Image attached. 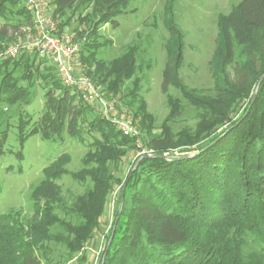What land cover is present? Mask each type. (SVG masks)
I'll return each instance as SVG.
<instances>
[{"label": "trees", "instance_id": "16d2710c", "mask_svg": "<svg viewBox=\"0 0 264 264\" xmlns=\"http://www.w3.org/2000/svg\"><path fill=\"white\" fill-rule=\"evenodd\" d=\"M128 3L129 0H93L91 14L79 22L82 30H72L76 37L85 39L81 60L86 63L89 78L95 64L91 50L98 43V27L103 23L117 25L116 18ZM7 4L14 8L20 5L18 15L23 10L27 13L20 0H0V17H8V9L3 7ZM54 4V15L59 17L73 8L76 0H54ZM171 10L169 7V14ZM28 17H24L26 22ZM165 24L173 41L172 47L166 49L162 89L172 86L189 97L177 77L183 59L182 34L171 17ZM231 43L243 50L248 72L254 75L253 83L260 91L264 86V0H240L227 16H219L221 70L231 62ZM136 51L137 48L128 47L108 68L96 65L94 73L98 76L92 80L122 108H127V98L134 99L132 104L137 100V111L127 113L131 123L138 124L137 136L118 131L109 120L81 102L75 89L63 87L55 67L47 60L25 53L17 60L0 62V93L6 95L0 104L11 97L10 103L22 100L29 105L31 89L39 85L44 90V111L27 136L37 134L42 140H54L66 132L83 142L79 125L86 121L90 133L100 137L93 136L81 169L72 175L80 182H90L82 195L71 203L60 196L53 181L64 173V165L69 162L61 157L43 170L44 180L32 190L35 213L30 220L0 214V264H40L41 254L48 253L51 245L64 246L71 255L80 252L102 231L109 196L120 185L121 190L124 188L123 207L119 214L120 190L109 232L111 235L114 230L113 235L106 236L110 243L108 249L107 242L103 247L99 264L102 259L103 264H264V102H259L257 96L253 105L217 134L219 125L228 119L225 114L219 121L211 118L207 128L199 126L191 139L180 136L175 140L177 136L164 124L159 136H152V118L144 113V103L137 94L139 81H133L132 92L125 94L121 90L137 71L149 67ZM10 62L16 67L24 63L25 81L32 78L27 86H19L7 73ZM46 70L54 78L45 77ZM234 91L239 92L236 86ZM168 103L166 121L179 116L173 108L175 103L171 99ZM118 106L116 113L120 116ZM23 117L19 122L25 127L17 128L20 142L25 141L22 133L28 126V119ZM135 149L151 154L137 157L135 164L142 158L138 166L122 180L115 173L129 151ZM250 237L261 254L243 253ZM85 261L83 256L84 264Z\"/></svg>", "mask_w": 264, "mask_h": 264}, {"label": "rangeland", "instance_id": "374dc122", "mask_svg": "<svg viewBox=\"0 0 264 264\" xmlns=\"http://www.w3.org/2000/svg\"><path fill=\"white\" fill-rule=\"evenodd\" d=\"M239 1L129 0L128 6L116 18L117 25L103 23L98 27V43L91 50L95 64L91 69L90 78L86 75V63L82 62L80 52L78 60L84 75L100 88L105 97L116 102V99L108 94L104 87L92 80L98 76L94 73L96 65L100 64L108 68V64L119 58L128 47L137 48V54L138 52L142 54L149 67L137 71L132 78L124 82L121 90L125 94L127 91L130 93L134 89L133 81L135 79L139 81L137 94L144 103V113L152 118V136H159L160 126L164 124L166 130L177 136L175 140H178L180 136L191 139L199 126L207 128L211 118L213 121H219L225 114L228 119L224 120L223 125H219L217 134L239 118L250 104L253 105L257 96L260 99L259 102H264V86L260 91L257 89L254 96L257 88L253 83L255 77L248 72L247 57L241 48L231 43L233 53L231 62L223 70L220 68L218 18L227 16ZM92 2L93 0H76L74 7L65 10L59 17L54 15L56 9L54 0H49L48 4L52 19L59 22V32L72 33L76 41L82 42L81 49L85 39L76 37L72 30L76 28L78 32L82 30L83 27L79 22L91 14ZM5 6L8 9L5 11L8 17H0V62L9 59L17 60L19 56L25 54L26 52H20L13 58L5 56L10 48L28 42L33 33L31 19L28 22L24 19L25 16L30 17L24 5L28 14L23 10L22 15L17 14L20 5L16 8L8 4L3 7ZM169 7L172 8L170 14ZM169 17L182 34L183 59L177 77L189 97L172 86H168L165 91L162 89V73L167 61L166 49L169 46L172 47L173 41L165 24ZM65 22L68 23L67 26L62 27L61 24ZM10 24L17 28H12ZM87 56L88 54L85 53L84 57ZM23 65L24 63L16 67L10 62L7 66V73L17 80L19 86H27L32 81V78L28 83L25 81L27 70L23 68ZM77 67L79 68L78 65ZM43 72L49 80L54 78L48 70ZM35 79L34 82H36ZM219 86L224 88L219 89ZM235 86L239 91L237 93L234 91ZM31 92L29 105H25L22 100L10 103L11 97L0 104V214L18 215L24 220H30L35 213L30 196L32 190L44 180L43 170L61 157L68 158L69 162L64 165V173L53 181L60 190V196L71 203L76 196L84 193L91 185L90 182H80L72 175L81 169V160L87 153L89 145L93 143V136L100 138L98 134L90 133L86 121L79 125L83 142L69 136L66 132L54 140H42L37 134L27 136L28 130L40 121L44 111L42 98L44 90L39 85H35ZM4 96H6L5 93H0V101ZM168 99L175 103L173 108L179 111V116L166 121L170 111ZM132 100L134 99L131 97L125 100L129 109L118 106L116 102V107H120L121 115L128 116V112L137 111L139 108L136 104L137 100L135 104L131 103ZM22 116L24 120L28 119V126L22 133L26 135L25 141L20 142L17 128L24 126L19 122ZM132 124L138 131V124ZM208 139H205V142ZM138 146L140 147L141 144L138 143ZM146 154L151 153L144 149L129 151L115 174L124 180L129 172L131 174L137 157ZM120 188L117 187L109 196L104 225L99 234L88 241L80 252L72 255L68 254L70 252L64 246L51 245L48 248L50 255L42 253L40 264H84L83 256L86 257L85 264H99L103 247L107 242L106 236L110 235L109 232L113 226V214L118 205ZM39 206L42 207V203ZM57 216L63 218V215L58 213ZM251 239V237L248 238L243 253L245 255L261 254L258 246ZM69 258H71L70 262L67 261Z\"/></svg>", "mask_w": 264, "mask_h": 264}, {"label": "built area", "instance_id": "2783aa9c", "mask_svg": "<svg viewBox=\"0 0 264 264\" xmlns=\"http://www.w3.org/2000/svg\"><path fill=\"white\" fill-rule=\"evenodd\" d=\"M20 1L29 11L32 37L28 42L10 48L5 56L13 58L20 52H26L47 60L55 67L62 86L75 89L84 104L109 120L118 131L125 135L137 136V128L130 118L119 116L116 113V102L105 97L100 88L84 75L78 60L82 42L76 41L72 33L59 32V22L52 19L49 12V0Z\"/></svg>", "mask_w": 264, "mask_h": 264}, {"label": "water", "instance_id": "95a60500", "mask_svg": "<svg viewBox=\"0 0 264 264\" xmlns=\"http://www.w3.org/2000/svg\"><path fill=\"white\" fill-rule=\"evenodd\" d=\"M257 89H258V85H257V88H256V90H255V94H254V96H255L256 93H257ZM191 156H193V154H190V155H189V157H191ZM163 158H167V157H166V156H163ZM141 159H142V158H140L139 161H140ZM139 161L135 164V166H134V168H133L132 171H134V170L136 169V167L138 166ZM123 195H124V188L121 190V204H120V208H119V214H120V212H121V210H122V207H123ZM118 216H119V215H118ZM117 218H118V217H117ZM109 243H110V241H109L108 244H107V249H108ZM101 264H103V259H102Z\"/></svg>", "mask_w": 264, "mask_h": 264}]
</instances>
